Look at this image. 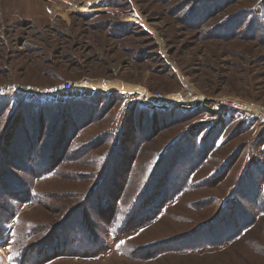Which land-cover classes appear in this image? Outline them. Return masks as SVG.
I'll return each instance as SVG.
<instances>
[{"label": "rangeland", "instance_id": "374dc122", "mask_svg": "<svg viewBox=\"0 0 264 264\" xmlns=\"http://www.w3.org/2000/svg\"><path fill=\"white\" fill-rule=\"evenodd\" d=\"M2 86L0 264H264V0H0Z\"/></svg>", "mask_w": 264, "mask_h": 264}, {"label": "bare ground", "instance_id": "6f19581e", "mask_svg": "<svg viewBox=\"0 0 264 264\" xmlns=\"http://www.w3.org/2000/svg\"><path fill=\"white\" fill-rule=\"evenodd\" d=\"M84 7H88V4L84 5ZM90 8V7H89ZM96 8V7H93V9ZM5 90H6V96H9L10 94H13V97L15 98L16 97V100L20 101L22 100L23 98L21 96H18L19 93L17 91H14L13 89H10L9 87H3ZM67 88V89H66ZM62 87L60 90L58 89V92H64V93H72L73 90L71 89V87ZM127 89H134L132 88L131 86H124L123 84L119 83V82H114V81H106V82H98L96 84L93 85V87L90 89V90H100V91H108V90H111V91H114V90H127ZM191 89V88H190ZM79 92H81L82 90L81 89H77ZM81 90V91H80ZM14 91V92H13ZM24 91H21L20 94H22ZM25 93V92H24ZM55 93L54 91H52L51 94ZM182 101V96L180 97H176L172 100V102L174 103H178ZM152 103H154L152 100H151ZM203 104V105H202ZM202 104L200 105L201 106H205L209 109H214V108H219V109H222V108H229L230 106H238L237 104H239V109H242L243 105L240 101L238 100H231V99H228V98H224V99H218L214 102H209V101H204V103L202 102Z\"/></svg>", "mask_w": 264, "mask_h": 264}, {"label": "trees", "instance_id": "16d2710c", "mask_svg": "<svg viewBox=\"0 0 264 264\" xmlns=\"http://www.w3.org/2000/svg\"><path fill=\"white\" fill-rule=\"evenodd\" d=\"M4 102H6V104H4ZM51 102H53V103H57L56 101H40V100H38L35 104H34V110H35V112H41L42 113V111L44 110V109H46V108H44V107H46L47 105L50 107L51 106ZM24 103H29V102H27V101H25V100H23V101H21V102H19V105L16 103V104H14V102H8V100H4V101H0V112L2 111V112H5V110H7L8 111V108L10 107V106H12V108H11V111H10V114H12V113H14V111L16 110V109H18V107L21 105V104H24ZM8 105V106H7ZM10 105V106H9ZM5 107H7V109L5 108ZM41 109H43L42 111H41ZM9 112V111H8ZM55 170L53 169V170H51L50 172H54ZM50 172H48V173H50ZM13 214H11L10 216H9V218L12 216ZM1 222V221H0Z\"/></svg>", "mask_w": 264, "mask_h": 264}, {"label": "built area", "instance_id": "2783aa9c", "mask_svg": "<svg viewBox=\"0 0 264 264\" xmlns=\"http://www.w3.org/2000/svg\"><path fill=\"white\" fill-rule=\"evenodd\" d=\"M3 87H4V86H2V87L0 88V96H4V97H6V90H5ZM9 88H10V89H11V88H14L13 90H14V91H17V92L19 93L18 96L23 97V95H22L23 93L20 94V92H21V91H24V90L19 89V88L15 87V86H10ZM14 91H13V92H14ZM12 96H13V94H10V95L7 96V97H12ZM14 99H16V97H15ZM237 105H238V106H236V105L234 106V105H233V108H237V109H239V108H240V107H239V104H237Z\"/></svg>", "mask_w": 264, "mask_h": 264}, {"label": "snow or ice", "instance_id": "6c2138e0", "mask_svg": "<svg viewBox=\"0 0 264 264\" xmlns=\"http://www.w3.org/2000/svg\"><path fill=\"white\" fill-rule=\"evenodd\" d=\"M121 243H123V241H121Z\"/></svg>", "mask_w": 264, "mask_h": 264}]
</instances>
